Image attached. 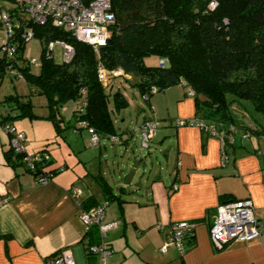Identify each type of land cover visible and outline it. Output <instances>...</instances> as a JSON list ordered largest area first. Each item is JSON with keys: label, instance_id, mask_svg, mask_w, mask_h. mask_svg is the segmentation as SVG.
<instances>
[{"label": "trees", "instance_id": "obj_1", "mask_svg": "<svg viewBox=\"0 0 264 264\" xmlns=\"http://www.w3.org/2000/svg\"><path fill=\"white\" fill-rule=\"evenodd\" d=\"M110 4L115 16L109 26L110 33L104 43L94 45L54 25L49 18L41 23L34 21L24 15L13 1V5L6 10L13 22L14 34L5 35L6 39L0 45V84L9 72L15 78H23L30 86V94L16 92L4 95L0 105L7 111H0V123L11 124L15 130L23 131L17 129L14 119L20 116L29 119L39 117L34 111L31 95L42 94L47 108L43 116L51 121L58 135L62 136L63 130L77 122L74 129L85 127L89 137L92 127L98 143L93 144L89 139L90 144L100 146L104 136L112 142L121 138L122 131L118 132L114 118L117 112L126 110L129 105L125 94L126 83L136 88L150 111L149 98L152 94L163 93L168 87L179 84L184 94L193 98L195 111L188 117L176 116L172 123L176 127L188 126V118H192L209 125L208 129L205 126L199 128L204 133L201 145L208 136L218 137L217 133H211L213 127L217 132L222 131L224 136L227 132L235 136L238 127H242L243 133L248 135L251 131L264 134V121L249 126L236 119L231 108V104L236 102L245 108L243 101H248L264 118V0H110ZM27 27L31 28L33 37L40 44L38 72L32 71V62L23 55L26 41L22 33ZM51 40L71 44L73 56L69 60L55 61L52 47H49ZM7 42L15 45L13 55L7 54L4 45ZM149 54L158 57L157 63H145L144 59ZM101 68L106 71V80L98 76ZM116 69H121L122 73H114ZM125 73L132 77L123 76ZM67 101L76 103L69 118L62 115ZM178 118L186 122L178 124ZM148 120L157 122L155 130L162 125L161 120L153 115L146 116L135 128L139 137L140 127ZM129 132L133 134L132 129ZM7 133L10 138V133ZM23 133V152H14L8 139L6 157L11 165L25 166V153L44 151L48 157L35 160L32 168L25 166L35 178L41 173L48 175L49 179L52 174L66 168V165L50 167L53 159L46 147L49 142L40 149L26 151V135ZM153 134L146 147L141 146L140 137V147L149 148ZM93 175L104 201L98 202L92 197L83 201L74 197L80 200V209L103 204L105 211L108 202L116 201L122 214V194L126 193V188L120 187L115 191L100 171ZM94 228L98 236L97 224H90L84 230L86 249L94 243L87 236ZM193 237V230L184 231V252L192 245Z\"/></svg>", "mask_w": 264, "mask_h": 264}, {"label": "crops", "instance_id": "obj_2", "mask_svg": "<svg viewBox=\"0 0 264 264\" xmlns=\"http://www.w3.org/2000/svg\"><path fill=\"white\" fill-rule=\"evenodd\" d=\"M123 76L132 77L128 73ZM27 87V93L23 94H30L28 84ZM155 95L149 98L152 110L142 112L144 114L135 120V125H140L146 116L153 115L161 120V129L158 127L153 136L156 137L159 131L163 136L159 141L165 142L167 136L172 138V144L165 146L162 153L166 160L173 149L174 163L168 170L167 165L164 170L163 165L159 168L154 166L147 176L137 178L139 188L130 198L123 197L122 214L119 208V215L105 210L104 222L116 223L107 232V240L113 251L106 264H264V134H256L252 138L250 132L243 137L244 129L238 127L233 142L226 144L224 157L220 154L216 135L206 137L201 145L204 133L197 126L176 127L172 123L176 116L188 117L195 111L193 98L184 94L183 87L175 93L173 112L169 110L168 103L166 110L162 111L161 93ZM132 96L135 97L133 90ZM44 101L42 104L45 108L42 113H37L39 117L23 119L20 116L13 121L17 129L25 132L28 152L50 142L48 140L52 134L38 129L34 121L36 118L50 121L43 116L47 112ZM128 101V106H131L129 97ZM136 101L135 108L140 110L143 104L140 100ZM72 110L68 112L64 107L62 115L69 118ZM0 111L5 113L7 109L0 105ZM124 115L123 110L117 112L114 124L118 132L122 131L121 138L117 140L127 145L132 134L129 132L131 125L124 124ZM165 118H169V123H163ZM119 119L121 125L116 124ZM50 124L45 123V126L52 127L51 133L58 135L51 121ZM73 126L76 127L77 122L67 127L66 134L64 131L67 129L62 131V136L58 135L65 143V146H58L62 151L60 155L50 153L47 144L53 159L50 167L66 165V168L52 174L45 182L35 178L22 164L11 165L8 162L6 151L9 148V134L0 131V264H45V258L58 253L61 248H70L77 264H97L96 256L85 247V225L71 188H81L82 192L77 196L80 200L92 197L102 202L101 188L93 174L100 171L110 184L112 180L100 157L96 161L94 156H88L85 149L94 145L90 144L86 128L75 130ZM28 127L30 131L26 130ZM119 174L123 179L125 174ZM116 181L114 186L111 184L113 190L126 188ZM172 182L178 184L176 189L171 188ZM241 198L251 200L261 221L262 231L247 239H230L217 249L209 233L216 205L222 199ZM181 219L197 222L192 245L181 256L174 245L161 251L160 244L168 235L169 225ZM128 224H131L132 230L127 236L125 229ZM96 230L94 228L87 235L94 243L98 239ZM133 235L136 241L131 244L128 239ZM116 237L117 244L114 245L113 239Z\"/></svg>", "mask_w": 264, "mask_h": 264}, {"label": "built area", "instance_id": "obj_3", "mask_svg": "<svg viewBox=\"0 0 264 264\" xmlns=\"http://www.w3.org/2000/svg\"><path fill=\"white\" fill-rule=\"evenodd\" d=\"M15 5L23 10L29 18L36 22H45L48 18L51 19L54 25L63 27L78 39L85 42L89 41L94 45L104 43L106 37L109 35V26L114 21L115 16L111 8L110 0H13ZM22 13V12H21ZM0 19L2 21L3 31L6 37L12 36L14 33V26L9 13L6 9L1 8ZM16 23H18L16 21ZM30 27L23 31L22 36L26 41L33 37ZM54 42L60 43L63 47V60H69L73 56V46L65 41L51 40L49 47L53 46ZM5 49L8 55H13L15 45L7 42ZM30 62H35L36 57L30 56ZM19 73V72H17ZM114 73H122L121 69L114 70ZM98 76L100 79L106 80V71L101 68ZM192 93V90L190 91ZM186 122L183 118H178L176 123L183 124ZM188 123L196 125L198 128L205 126L208 129L209 125L204 122L193 121L188 118ZM84 124V121L81 122ZM157 122L155 120H148L140 127L141 146L146 147L148 140L152 137L155 131ZM0 130L10 133L9 142L14 152L24 151V133L20 130H15L11 124L0 123ZM90 130L91 143L97 144L98 139L92 127ZM235 132V130H234ZM211 133H217L220 145V154L226 156L225 144L234 140V133L227 132L226 136L222 131H218L213 127ZM243 137H247V133H242ZM114 138V137H112ZM48 157V154L43 152H34L24 155L23 159L25 166L33 167L35 160H40ZM48 175L41 173L36 178L39 181L45 182ZM171 188L176 189L178 184L172 182ZM81 193L80 188H71L73 197H77ZM77 200V199H76ZM78 205L80 200H77ZM104 205L90 206L89 208L80 209V218L85 225V229L89 228L90 224H97L99 241L90 243L87 246L88 252L96 256L97 264H106L107 258L112 253V248L107 243V232L110 228L116 225L112 221L104 222ZM212 223L209 227L210 240L218 249L221 248L225 242L230 239H247L254 237L261 233V221L257 217L254 205L249 198L229 199L220 201L216 205L215 213L212 216ZM196 221L184 220L176 221L169 225L168 235L160 244V250L165 251L171 245H174L179 254L184 252L183 235L185 230H194ZM160 226V223L157 225ZM45 264H77L74 260L73 251L70 248H61L60 251L54 255L48 256L44 260Z\"/></svg>", "mask_w": 264, "mask_h": 264}, {"label": "rangeland", "instance_id": "obj_4", "mask_svg": "<svg viewBox=\"0 0 264 264\" xmlns=\"http://www.w3.org/2000/svg\"><path fill=\"white\" fill-rule=\"evenodd\" d=\"M13 5V1L11 0H0V14H1V8L3 9H9ZM6 39L5 33L3 31L2 24L0 25V45L2 42H4ZM26 46L23 50V55L24 56H34L36 57V61L32 62L30 65V68H32L33 72H38L40 70V61L41 57L39 56V50H40V44L38 43V40L35 37H31L26 40ZM52 47V55L55 61H62L63 60V47L60 43L54 42ZM1 54V50H0ZM145 63L147 64H154L157 63L158 57L153 54H149V56L145 57ZM124 83V82H123ZM126 93L127 96L130 98V103L131 106H128L126 110L123 111L125 114V122L124 124H130L131 129L133 130V134L129 138L128 144H124L123 142L116 140V142L110 141L108 138H102L100 140V148L98 147H89L86 148L85 150L89 153L88 156L92 158L93 156L95 157L96 161L99 160L102 165L109 171V177L110 180H112V186L116 184V180L120 181L123 186H126V193L122 194V197H129L131 194L139 188L137 186L136 181L137 178H141L142 175L147 176L150 171V169L153 167V169L159 168L160 165H163V170L166 168L167 165V170L172 166L174 163L173 160V149L170 151L169 156H166L167 164L165 157L162 153V149L165 148V146H168L169 144H172V138L167 136V139L165 142L159 141L163 136H160V132L158 131V135H155L156 137L153 138V140L150 142L149 148H142L140 147V137H139V132L135 129V120L140 119L141 115L144 114L142 112H148L147 108V103L145 100L140 98L139 93L137 92L136 88H133L130 83H126ZM134 89L135 91V97L132 96V90ZM182 89L181 86H174L170 90L164 91L161 93V99H162V111L166 110V105L168 103L169 110L172 111V107L175 105V93L179 90ZM28 87L26 82L23 80L22 77H14L11 73L7 72L4 75V78L1 80L0 84V99L4 97V95L8 93H22L25 92L27 93ZM154 94H159V92H156ZM155 95V96H156ZM189 96V95H187ZM190 97V96H189ZM139 100L142 102L143 106L140 108V110H137L135 108L136 100ZM45 100L44 95H39V94H33L32 97V102L36 106L34 108V111L36 113H42L43 108L45 106L42 104L43 101ZM244 104H246V107L243 108L241 106H238V102L231 104L232 111L236 114V119L240 120L241 122L247 123L249 126L250 125H257L256 122H261L264 121V118H262V115H260L252 106H250L248 101H243ZM76 103H73L72 101H67L66 105L63 106V108L67 107V110L69 112V109H73L75 107ZM136 109V110H135ZM173 112V111H172ZM139 113V114H138ZM23 119H28L26 117H23ZM43 119V118H42ZM42 119H34L36 127L42 131H45L47 134L49 133L51 137H49V144L48 148L50 150V153H58V155L61 154V149L58 148L60 145H64L65 143L60 140V137L54 133H51L50 129H53L52 127H47L45 126V123H49L50 121L44 122ZM169 118H165L163 120V123H169ZM172 120V119H171ZM16 121V118L14 119ZM120 119L116 124H120ZM257 122V123H258ZM121 125V124H120ZM32 129V128H31ZM161 127L159 126V130ZM29 130V127L26 129ZM85 130V128H84ZM83 130V133H84ZM68 131L65 130L64 133L66 134ZM252 138H255L256 133L251 131ZM89 137V136H88ZM53 138V139H52ZM57 149V150H56ZM139 158L138 165L136 167L135 175L131 179L130 183L124 184L123 179L120 177V173H123L126 175V173L129 171L130 166L135 163L136 159ZM155 166V167H154ZM111 171V172H110ZM119 171V172H118ZM112 175V177L110 176ZM124 175V177H125ZM123 177V178H124ZM145 185V183L143 184ZM146 186V185H145ZM144 187V186H143ZM117 191V189H116ZM105 210H107L109 213L117 214L119 215L118 210V205L116 201H110L107 203ZM106 213V212H105ZM131 224H128V227L125 234L131 232L132 226ZM128 236V235H127ZM119 237V236H118ZM134 235L132 238L128 239L131 244L135 243ZM114 245L117 244V237L113 239ZM175 249V248H174ZM111 258H108L109 260Z\"/></svg>", "mask_w": 264, "mask_h": 264}, {"label": "water", "instance_id": "obj_5", "mask_svg": "<svg viewBox=\"0 0 264 264\" xmlns=\"http://www.w3.org/2000/svg\"><path fill=\"white\" fill-rule=\"evenodd\" d=\"M135 161H136V162L133 163V164L130 166L129 171L126 173L125 177L123 178V183H124V184H128V183H130V181H131V179H132V177H133V175H134L133 173H134L135 168H136L137 165H138L139 158L136 159Z\"/></svg>", "mask_w": 264, "mask_h": 264}]
</instances>
